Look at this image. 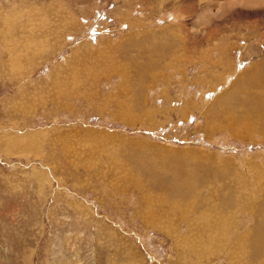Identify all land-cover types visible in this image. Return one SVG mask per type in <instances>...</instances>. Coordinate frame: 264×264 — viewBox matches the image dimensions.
<instances>
[{"label":"rangeland","instance_id":"374dc122","mask_svg":"<svg viewBox=\"0 0 264 264\" xmlns=\"http://www.w3.org/2000/svg\"><path fill=\"white\" fill-rule=\"evenodd\" d=\"M201 2L0 0V264H264V6Z\"/></svg>","mask_w":264,"mask_h":264},{"label":"bare ground","instance_id":"6f19581e","mask_svg":"<svg viewBox=\"0 0 264 264\" xmlns=\"http://www.w3.org/2000/svg\"><path fill=\"white\" fill-rule=\"evenodd\" d=\"M173 1H177V0H173ZM200 1H202L201 3L204 5V11L206 10L204 14L209 16V18L213 17L214 15L217 16L218 15L217 13L221 9L222 5H223L222 7L223 13L224 12L231 13L232 11V14H234V10L237 7L242 8L243 10H256V9L258 10L259 8L261 9V7L264 6V0H200ZM215 9H217L218 11L214 12ZM252 47L255 49L254 51H256L258 54L259 53L257 50L258 45L254 44ZM249 54H251V52H249L247 55L249 56ZM189 186L191 185L189 184ZM179 189H183V188L180 187ZM251 239L253 240V238ZM257 240H259V238ZM261 241H264V239H262ZM254 245L259 247V245H257L256 242L254 243Z\"/></svg>","mask_w":264,"mask_h":264},{"label":"snow or ice","instance_id":"6c2138e0","mask_svg":"<svg viewBox=\"0 0 264 264\" xmlns=\"http://www.w3.org/2000/svg\"><path fill=\"white\" fill-rule=\"evenodd\" d=\"M241 67H243V66H241Z\"/></svg>","mask_w":264,"mask_h":264}]
</instances>
